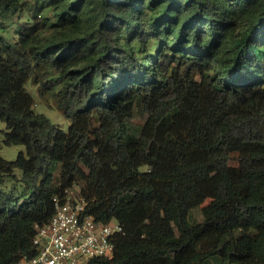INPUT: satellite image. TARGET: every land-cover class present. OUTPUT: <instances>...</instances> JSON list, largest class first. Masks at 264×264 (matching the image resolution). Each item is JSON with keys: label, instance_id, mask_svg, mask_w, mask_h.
<instances>
[{"label": "trees", "instance_id": "obj_1", "mask_svg": "<svg viewBox=\"0 0 264 264\" xmlns=\"http://www.w3.org/2000/svg\"><path fill=\"white\" fill-rule=\"evenodd\" d=\"M23 1L34 29L0 34V133L23 147L0 155V264L35 254L76 184L124 229L97 264H264V0H0V16Z\"/></svg>", "mask_w": 264, "mask_h": 264}, {"label": "built area", "instance_id": "obj_2", "mask_svg": "<svg viewBox=\"0 0 264 264\" xmlns=\"http://www.w3.org/2000/svg\"><path fill=\"white\" fill-rule=\"evenodd\" d=\"M54 205L51 219L35 225V254L22 256L16 264H97L112 258L115 239L124 233L120 223L96 220L77 197L63 203L54 199Z\"/></svg>", "mask_w": 264, "mask_h": 264}, {"label": "rangeland", "instance_id": "obj_3", "mask_svg": "<svg viewBox=\"0 0 264 264\" xmlns=\"http://www.w3.org/2000/svg\"><path fill=\"white\" fill-rule=\"evenodd\" d=\"M29 1H23L21 5V10L14 11L13 15L8 17H1V29L0 34L6 36L10 40H17L18 34L23 33L25 31H31L34 29L33 21H28V17H31L30 13L27 11V7ZM51 14L49 12H43L40 16L41 24H47V18H50ZM26 89L31 94L33 98V108L35 111L45 114L55 125L59 126L62 130L67 131L69 122L63 118L62 114L54 108L52 102L50 100L44 101L39 97L37 92V87L32 82H28L26 85ZM0 130H5V124L0 122ZM3 133H0V155L6 160H15L19 151L23 150V147L20 145H5L3 140ZM16 179L13 180V184H17V181L20 177V172H15ZM12 182V181H11ZM7 186L11 185L10 182L6 183ZM80 185H74L68 191V197L70 200H73L74 197L79 198L78 191ZM67 197V198H68ZM208 201H206L202 206L206 205ZM191 216L195 221L201 220V214L199 209L193 210L191 212Z\"/></svg>", "mask_w": 264, "mask_h": 264}]
</instances>
